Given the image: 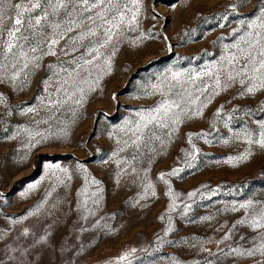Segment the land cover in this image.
<instances>
[{
  "label": "rangeland",
  "instance_id": "obj_1",
  "mask_svg": "<svg viewBox=\"0 0 264 264\" xmlns=\"http://www.w3.org/2000/svg\"><path fill=\"white\" fill-rule=\"evenodd\" d=\"M259 2L249 0L241 6V0H142L136 30L126 31L116 44L110 69L94 70L89 83L81 84L84 93L79 104L70 100L50 108L44 98L52 92L51 99H56L57 86L41 83L52 75L49 64L71 56H45L25 85L0 82V96L6 101L0 103V260L4 264L21 260L25 264H258L264 260L259 255L224 254L238 246L251 248L259 237L256 230L237 221L249 212L239 204L249 200L264 204V148L248 144L244 136L248 130L258 138V122L264 121V89L241 95L244 88L237 80L214 96L202 115L182 118L170 137L165 134L170 129L157 130L159 140L153 137L139 147L131 144L138 113L161 99L158 93L147 94L152 85L171 72L195 74L227 67L222 57L236 50L228 51L225 45L239 41L246 31L240 22L259 15ZM203 80L210 82L208 77ZM185 87L198 94L192 84ZM80 95L77 91L76 97ZM26 106L34 111H22ZM201 133L209 135L201 138ZM193 144L198 149L195 160L185 155L194 152ZM248 151L251 155L244 160L230 159ZM173 169L182 171L160 179ZM86 184L89 192L97 193L87 197L90 211L81 207L86 197L78 195ZM169 188L178 196L172 211ZM190 192H196L191 200ZM186 204L191 205L187 212ZM169 226L172 231L165 235ZM226 234L231 235L225 241ZM42 236L48 242L32 247ZM17 248L30 249V255L21 257L12 251ZM126 253L130 255L121 260Z\"/></svg>",
  "mask_w": 264,
  "mask_h": 264
},
{
  "label": "snow or ice",
  "instance_id": "obj_2",
  "mask_svg": "<svg viewBox=\"0 0 264 264\" xmlns=\"http://www.w3.org/2000/svg\"><path fill=\"white\" fill-rule=\"evenodd\" d=\"M248 2L249 0H241V6H245ZM141 9L142 0H0V82L7 79L14 84L25 85L35 70L42 66L45 56H71L72 58L68 61L61 60L57 65H48L52 75L41 83L48 88L56 85L57 98L51 99L54 93L48 92L44 99L48 101L50 108L59 107L70 100H74L77 104L81 103L84 93L81 84L89 83L94 70L104 71L105 66L110 69L111 58L117 50L116 44L120 42L126 31L136 30ZM235 10L236 6L233 5L232 11ZM256 12L259 15L254 14V19L247 23L243 20L240 22L246 31L240 34L239 41L233 45H225L228 51L232 48L236 50L235 53L230 52L228 56L222 57L227 67L222 65L218 69L209 68L195 74L171 72L170 77L165 76L160 83L152 85V92L147 94L158 93L161 99L156 106L138 113L139 120L132 129L131 144L139 147L145 140L151 141L153 137L159 140L157 130L170 129L165 132L170 137L172 132L177 130L173 126L179 125L182 118L190 119L192 116L202 115L203 109L207 107L211 99L219 95L220 91L232 86L237 80L244 88L241 95L245 92L255 94L257 90L264 89V0H260L256 6ZM226 18V15L222 17V19ZM223 26V24L220 25V27ZM71 33L75 34L69 35ZM76 53L79 55H75ZM203 77H208L210 82L204 81ZM196 81L201 83L197 85ZM185 84H192L198 94L186 88ZM65 85L69 87L66 88ZM210 87L213 89L212 92L204 96V100L201 101V96ZM91 88L90 84L89 90ZM77 91L81 93L79 97H76ZM60 93L63 95H59ZM4 102H6L5 98L0 96V103ZM43 102L42 100L41 103ZM21 110H26L28 113L34 111L31 106ZM219 115L220 110L217 112V116ZM258 125V138H254L253 133L248 130H245L244 136L248 144L256 143L264 148V121H259ZM35 135L43 134L35 133ZM199 135L204 138L209 134ZM188 140L191 144V135ZM128 143L129 141H125L126 145ZM193 150V153L185 154L190 156L191 160H195L194 153H198L194 144ZM249 155H251L250 151L230 159L244 160ZM63 171L67 175V170ZM180 171L182 169L162 173L160 179L163 180L165 175H178ZM91 183L99 184L95 180ZM148 187L151 188L152 185L149 184ZM78 195L86 197L81 207L85 211H90L87 208V197H95L97 193L89 192L86 184ZM151 195L155 196V191H152ZM168 195L172 198L169 206V211H172L176 207L178 196L172 193L171 188ZM195 196L196 192L188 193L189 200ZM96 202L93 201V203ZM190 208L191 205L186 204L184 211L187 212ZM239 208L247 209L249 212L247 217L237 221V224L248 225L256 230L259 233L258 241L254 240L251 248L238 246L224 254L264 257V204L257 206L249 200L247 203L239 204ZM234 210H236L235 207ZM83 218L87 219V216ZM171 231L172 228L169 226L165 235ZM24 235H28L27 230ZM230 235L226 234L223 240H228ZM241 239L245 238L241 237ZM47 242V236H42L33 241L32 247ZM12 251L18 252L25 258L30 255L28 248H17ZM132 252H135V249ZM129 255L130 253H126L120 259H127ZM16 258L19 259V257ZM0 264L4 262L0 260ZM20 264H25V260H21ZM28 264L32 262L29 261ZM258 264H264V260L258 261Z\"/></svg>",
  "mask_w": 264,
  "mask_h": 264
}]
</instances>
